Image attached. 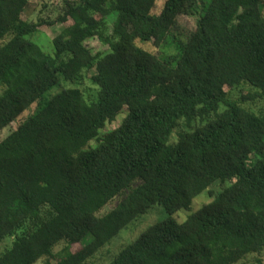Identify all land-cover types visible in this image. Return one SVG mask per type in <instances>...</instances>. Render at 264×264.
<instances>
[{
	"label": "trees",
	"instance_id": "trees-1",
	"mask_svg": "<svg viewBox=\"0 0 264 264\" xmlns=\"http://www.w3.org/2000/svg\"><path fill=\"white\" fill-rule=\"evenodd\" d=\"M31 1L0 0V133L22 120L0 143V244L13 240L0 264H87L156 206L170 218L111 264H239L262 254L264 108L246 104L264 101V0H212L169 58L140 42L160 49L192 0H164L158 14L160 0L64 1L54 22L26 21ZM67 23L52 55L30 39ZM94 39L109 51L95 54ZM91 71L95 100L61 86ZM216 183L228 187L209 192ZM206 192L213 201L186 222L172 218Z\"/></svg>",
	"mask_w": 264,
	"mask_h": 264
},
{
	"label": "rangeland",
	"instance_id": "rangeland-1",
	"mask_svg": "<svg viewBox=\"0 0 264 264\" xmlns=\"http://www.w3.org/2000/svg\"><path fill=\"white\" fill-rule=\"evenodd\" d=\"M64 1H78V0H33L31 1L29 7L23 15V18L29 22H39L41 20L54 22L56 21L62 11L63 2ZM212 0H192L193 7L189 11V13L182 15L178 18V24L175 28L173 34L166 40V43L160 48H156L153 43H141L140 45L146 50L156 53L160 58H169L172 56H176L178 54L177 42L184 41L186 42L192 34L197 29V23L200 17L204 13L205 7ZM164 4V0H160L157 4V8L155 13H160ZM112 21V20H111ZM67 24H56L54 27L44 26L41 28L40 33L31 37L30 39L38 44L44 52L47 54H53V39L58 36L61 32V29ZM111 25V24H110ZM87 46L91 49L95 54L96 53H107L109 48L107 46L102 45L98 39L90 40L87 42ZM95 74V71L91 72H83L80 83L76 86L68 84L66 82H62L61 86L63 88H80L86 98L91 101L97 98L98 88L93 84L91 77ZM60 88H54L51 92L47 94V98L51 94H55ZM241 90H244V94L247 95L252 90L249 87H245ZM234 99H239L241 96V92L233 93ZM246 106L252 109L254 112L259 113L264 108V101L257 100V102L252 103L249 102ZM31 112L24 115L22 118L25 120L28 116L32 114ZM128 114V110L125 108L118 119L111 123L107 124L105 129L101 132L102 135L112 132L117 129L123 122L124 118ZM22 121V120H21ZM20 121V122H21ZM18 123L12 124L10 127L4 129L0 133V143L5 140L13 131L17 130L19 127ZM182 126L176 130L173 135V142H176L179 139V133L184 130V122H181ZM97 141H92L90 146H97ZM228 187V184L216 183L213 187L210 188L209 192L213 194L220 193L223 189ZM209 192H206L198 199H196L191 205L189 210H182L172 216V218L178 223H184L188 220V218L199 211L204 205L209 204L213 201V196L210 195ZM118 204V201L108 205L103 209L101 215H105L111 210H113ZM170 218V215L165 211L163 207L156 206L149 213L142 216L138 221L129 225V227L123 230L109 245L103 248L99 253H97L93 258H91L87 264H111L113 259L119 254L126 246L132 244L137 241L142 234H144L151 227L162 223ZM13 240H7L6 242L0 244V253L3 252L6 248L10 247ZM67 246L66 242H61L54 250L56 255L62 254L64 248ZM37 264H45V261H40ZM239 264H264V252L262 254H253L248 256Z\"/></svg>",
	"mask_w": 264,
	"mask_h": 264
}]
</instances>
